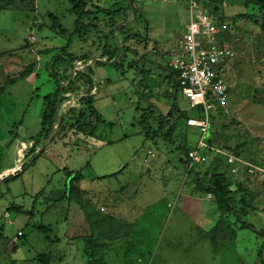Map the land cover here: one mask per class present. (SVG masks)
<instances>
[{
    "label": "rangeland",
    "instance_id": "rangeland-1",
    "mask_svg": "<svg viewBox=\"0 0 264 264\" xmlns=\"http://www.w3.org/2000/svg\"><path fill=\"white\" fill-rule=\"evenodd\" d=\"M35 1L0 0V264L26 260L32 251L42 248L45 233L32 231V227L25 225L27 217L12 214V209L33 212L38 207L44 209L63 192L66 172H80L87 178L107 176L101 183L104 198L80 196L77 200L85 210L92 202L105 218L104 231L99 230L104 241L98 250L84 251L83 264H264V237L241 228V221L233 215L220 217L212 199H206L207 194L198 184V181L206 184L216 170L223 173L231 192L239 188L234 195L240 219L255 230L264 231L261 13L241 7L233 9L240 13L224 17L227 29L223 37L232 46L234 57L226 77L229 89L224 113L216 110L207 133L212 147L233 149L250 166L251 173H241L239 180L225 175L223 165L214 163L210 156L206 164L193 167L196 177L186 172L183 151L193 146L196 134L187 130L176 114L166 119L172 101L178 112L193 115L179 94L173 93L172 97L170 84L163 79L167 72L165 54L187 23L182 0H130L135 12L133 19L122 0ZM78 1H83L86 8L97 4L102 9H124L112 23L102 18L85 21L89 22V28L84 40H71L68 52L74 58H87L88 62L76 60L71 68L61 65L53 72L59 80L63 68L67 70L66 76H70V71L84 74L86 66H93V59L99 60L103 45L113 48L117 43L121 53H116L114 63L122 57L125 62L116 70L96 67L95 75L91 76L89 95L106 125L96 124L91 140L60 133L59 129L64 130L66 125L58 127L33 164L21 169L32 157L31 149L43 142L46 128L42 131L39 128L41 97L55 88L43 75L51 74L50 61L61 49L46 54L42 47L52 39L57 42V38L49 35L43 37L44 31L48 34L47 28L55 35L60 33L49 16L59 19L66 30V42L73 29L72 4ZM223 1L227 5V0ZM119 23L120 26L111 27ZM130 62H134L135 69H127ZM33 69L35 79L26 78ZM106 80L112 84L105 83ZM65 85L60 84L64 93L60 95L63 102L59 111L64 118L74 116L82 108L79 100L88 92L84 80L70 87ZM84 112L89 116L86 109ZM143 113L148 118L146 122H141ZM159 116L166 119L163 127H158ZM170 123V140H166ZM103 141L108 144L95 146ZM147 150L152 157L142 164ZM8 168L14 172L4 173ZM15 172V179L2 182ZM170 204L173 206L169 207ZM59 208L64 211L66 203L61 202ZM126 210L131 212L130 217H124ZM31 221L37 223V218ZM20 230L23 237L18 238L16 232ZM13 248L15 252H11ZM76 253L72 249L71 254L79 257Z\"/></svg>",
    "mask_w": 264,
    "mask_h": 264
},
{
    "label": "built area",
    "instance_id": "built-area-1",
    "mask_svg": "<svg viewBox=\"0 0 264 264\" xmlns=\"http://www.w3.org/2000/svg\"><path fill=\"white\" fill-rule=\"evenodd\" d=\"M182 1L186 6L187 23L167 50L164 65L173 72L180 96L193 111V115H186L183 121L184 127L196 134L193 146L186 150V172L206 164L210 156L225 166L227 176L235 178L243 172L247 175L251 173L248 164L234 153L210 146L207 138L213 114L216 110L224 113L229 89L226 77L234 57L232 46L223 38L226 24L218 19L224 1ZM214 7L218 8L216 12ZM151 157L152 153L147 150L142 164H147ZM16 237H22V232L17 231Z\"/></svg>",
    "mask_w": 264,
    "mask_h": 264
},
{
    "label": "trees",
    "instance_id": "trees-1",
    "mask_svg": "<svg viewBox=\"0 0 264 264\" xmlns=\"http://www.w3.org/2000/svg\"><path fill=\"white\" fill-rule=\"evenodd\" d=\"M32 1H34V0H32ZM122 1L126 5V0H122ZM212 1L213 2H219L221 0H212ZM129 2H130V0H129ZM243 7H244V9L250 8V7L254 8L256 11L261 13L262 21L264 22V0H243ZM126 8H127V6L125 7V9ZM78 9H79V11H78ZM213 10H214V12H216L218 10V8L214 7ZM71 12L75 16L74 28H73L71 35H74L75 37L82 40L85 38L86 30L89 28L88 22H85V21H88L89 19L95 20L96 18H102V19L107 20L109 23H112L115 18H117L118 16L123 14L124 9L121 7H117L115 9L114 8L102 9L96 5H89V7L86 8V5L83 1H78V3L76 2L75 4H72ZM134 16H135V12H134ZM49 17L51 18L52 24H57L56 18H54L53 16H49ZM218 19L221 23L226 24V20L221 13H220V16L218 17ZM82 22H85L86 24H83ZM111 27L114 28L115 26H111ZM260 29L262 31H264V26H261ZM59 32H60L59 33L60 35H62L64 33V30L61 29L60 26H59ZM68 45H69V42L64 47L59 49L57 54L54 57H52V59L50 61L51 74L48 77L50 78V80L55 85V88H54L53 92L46 94V95L41 97V102H42L43 108H42L41 115H40L39 128L41 131L46 128L45 132H44V137L42 138L43 141L45 140L47 135L50 133V131L52 130V127L55 124L54 108H55V104H56L58 97H59V102H58V109H57V114H56V116H58L60 118V122H59L58 127L66 125L64 130H61L62 128L59 129L60 133H63V134L69 133L72 136L80 135L81 137H84V138H87V137L91 138L94 136L93 133H94L96 124L106 125V122L103 120V118L94 109L93 98L89 95V91L92 88L91 76L93 75L91 67L86 66L84 74L72 72L71 76H68L69 74L66 76L67 70H66V68H63V70L60 73L62 80H59V78H57V75H55L53 73L61 65L62 66L67 65L71 68L72 63L76 60H79V61L85 60V63H86V61L88 62L87 58H74L71 55H69L66 52ZM118 51H119V49L117 48L115 43L113 45V48H109L108 45H103V49H102V52L99 56V60H96L93 63V66H95V67L109 66L110 68L116 70L120 65H122L125 62L124 57H122L117 63H114V60H115L114 58H116L115 56H116V53ZM124 51H126L125 47H123V49H122V52H124ZM103 58H105V61H100ZM111 60H113V61H111ZM126 66H127L128 70L132 69V68L135 69L134 62L127 63ZM141 71H143V68H141ZM140 74H141V72H140ZM172 75H173V72L167 70V72H165L163 75V77H164L163 79L170 84V91L172 92L171 95L173 97V93H177L179 95H180V93H179V89L177 88L175 82L173 81ZM68 77L70 78V80L65 85V87L72 86L74 84V82H76V81H79V80L83 81L84 80V82L88 86V92L85 94V96H83L79 100L83 109L80 108V110H78L77 112H74V113L71 112V113H73L74 116H67L66 118H64V117L59 115L60 107H61V104L63 102V98H61L60 95H62L64 93V88L63 87L61 88L60 84L63 82H66L69 79ZM105 83L112 84L111 82H109V80H106ZM140 85L144 86L141 83H140ZM85 109L87 110V113L89 116H85V112H84ZM174 114H176L175 115L176 118L182 119L183 121L186 118V115L178 112L177 106L175 105V102L172 101L170 109L167 112L166 119L174 116ZM142 117H143V120L141 122H146L148 119L147 116L143 113ZM85 118L88 119L89 123L85 121ZM89 119H91L92 125L90 124ZM166 119L162 116H159L158 123L160 125H158V127H160V126L163 127ZM17 125L19 126L20 124L17 123ZM183 126H184V123H183ZM171 130H172V124L170 123L168 125L167 132L165 133V139L166 140H170L169 138H170ZM166 137H168V138H166ZM208 144L211 146V140H208ZM36 149H35V147H33L31 149L30 154L32 156H33ZM177 149H178V147H177ZM223 150L236 154L233 149L228 148V149H223ZM41 152H40V154H41ZM185 155H186V150L183 151V158H185ZM214 160H215L214 163L222 165L221 162L217 161V159H214ZM184 161H185V159H184ZM26 163L21 165V169H23L24 167L28 168L30 165L33 164V161L31 163H29L27 166H26ZM223 167L225 168V166H223ZM192 173H193V176L196 177V173L193 171H192ZM15 178H16V172H15V175H12V176L9 175V176L5 177L2 182H8L9 180L15 179ZM80 179H82V175H80L76 172H68L67 177H66V181H65L66 183H64L63 192L59 193V195L54 193V195L56 194L57 197L53 198L52 201L55 202V201L69 200V198H71L70 194L74 190V188L72 187V183L76 182ZM227 183L228 182L226 181L224 174L221 173L220 171H217V170L215 173H213L212 175L209 176L208 182L206 184H203L200 181H198V184H199L200 188L202 189V191H204L206 194H209L211 196L212 202L215 205V208L221 217L233 215L236 217L237 220L241 221V225H240L241 228L248 229V230L252 231L253 233H255L256 235H258L260 237H264V231L255 230L251 225H249L248 223H246L245 221H242L240 219L237 211L235 210L236 200H235V195H234V193L238 192L239 188L236 187L235 190L233 192H231L228 189ZM51 193L53 194V192H51ZM36 196H37V194L35 195V197ZM42 199H44V197H42ZM74 201H76V200H74ZM31 205L33 207L34 203L32 202ZM82 210L84 211L85 209L82 207ZM243 213L244 212H241V214H243ZM12 214L23 215V216L27 217V219L29 221L33 216V210L30 209L28 211H24V210H21L19 208H13ZM104 221H105V218H104L103 222ZM89 225L95 226V222H89ZM33 229L38 231V232L45 233V230L40 226H34ZM45 259H46L45 255H39L36 257V260H38V261H41V260L45 261ZM44 261H42V263Z\"/></svg>",
    "mask_w": 264,
    "mask_h": 264
},
{
    "label": "crops",
    "instance_id": "crops-1",
    "mask_svg": "<svg viewBox=\"0 0 264 264\" xmlns=\"http://www.w3.org/2000/svg\"><path fill=\"white\" fill-rule=\"evenodd\" d=\"M94 5L97 6V4H94ZM241 7H242V9H244L243 0H227V5L224 2V6L220 7L219 10H220V13L225 17V15L227 16V15H230L232 13H240V12H236L234 10H235V8H241ZM53 17L56 18L57 25L60 26V28L64 30V33L62 35H60V34L55 35L51 31H49V29L47 28V30H48V34H47V32H45L44 29L41 30V31H44L43 37H49L50 36V37L57 38V42H56V39L55 40L52 39V40H50V42H46L47 46L42 45L46 54L48 51L51 52L54 49L64 47L68 42L70 44L71 40L73 42H75V39L77 41H79V39L77 37L74 36V38H73V35H71V33L73 31V29H72L71 33L69 34L68 38L66 39L67 43L64 42L65 41L64 36L66 35V30L62 27L59 19L54 15H53ZM73 17L75 20L74 15H73ZM73 28H74V21H73ZM56 31L57 30H54L53 32H56ZM58 39H61L62 41L58 42ZM83 40L84 39H82L80 41H83ZM32 41H35L34 37H33ZM68 48H69V45L67 46V53L72 56L73 53L68 52ZM96 60L97 59H95V60L93 59L92 61L95 62ZM95 69L97 70L96 67H94V66L91 67L93 75H95V71H94ZM37 71H38V68H37ZM70 73H72V72L70 71ZM34 75H35V71L33 69L32 71H30V73H28V75H26V78L33 77V79H35ZM43 75L47 80H50V78L47 76L46 73ZM53 91H54V89H52L51 92H53ZM51 92L49 91L46 94H49ZM187 130H189V129H187ZM77 138H79V137H77ZM82 138H84V137H82ZM84 139L91 140V138H88V137L84 138ZM94 142H97V141L92 140V143H94ZM104 142L105 141H103V142H101L95 146L100 147V146H103L104 144H108L107 142L106 143H104ZM64 148H66V147H64ZM7 172L13 173L14 169L13 168L5 169L4 173H7ZM67 173L68 172H66L65 177H64L65 178L64 183H66L65 181H66ZM76 173L82 175L80 172H76ZM104 177L106 178V176H102V177L91 176V177L87 178L86 176L82 175V179L72 183V187L74 188V190L71 192V194H70L71 198H69V200L55 201V202L48 203L44 209L43 208L40 209L39 207L36 208L39 210H36L35 212H33L32 218L36 217L37 223H33L31 221V219H32L31 218L28 222L26 221L25 225H29L30 227H32V231H34V229H33L34 226H40L45 230V235L42 237V248L37 249L38 251L40 250V252H43V250H44V253H37L38 251L34 250V251H32L31 255H29V257L26 260H23V259L17 260V261L13 260V261H10L9 264H83V261L85 260L84 251L86 249H89V250L91 249L93 251V250H95V248H96V250H98L99 245L101 243H103L102 241H104L103 240L104 236L102 234H100V232H99V230L104 231V222H103L104 215L103 214L101 215L97 212V209L92 205V202L89 203V205H91V207H89L88 210H85V212H82L83 205H81V203L78 202L77 200H79L80 196H81V198H86V199H89V197L93 198V199H96V198L98 199V197H100L101 199L104 198L105 188L101 184L106 180ZM230 178H233V177H230ZM237 178L238 179L241 178V174H239L237 177H235L233 179H237ZM63 188H64V184H63ZM49 192L51 193L52 191L49 190ZM109 192H111V191H109ZM206 196H208L206 199H211V196L209 194H207ZM74 200H76L77 202ZM61 202L66 203V208L64 211H62L61 208H59L61 205ZM170 206L172 207L173 204H170L169 207ZM116 214L117 213H114L113 215H116ZM123 214H124V217L125 216L130 217L131 212L130 211L128 212V210H126V211H124ZM218 215H219V213H218ZM87 217H88V219H86ZM113 217H115V216H113ZM6 218H8V217H6ZM108 221L111 222L110 219H108ZM89 222H95V226L89 225ZM7 224H10V222H7ZM34 224H37V225H34ZM135 224L136 223H134V225ZM132 225L133 224H131V226ZM93 228H94L93 231H95V233H92ZM126 239L128 240V237H126ZM11 247H14V246L12 245V246H10V248ZM74 248L77 250L76 254H78L79 257L81 255V259H79V257H77V256L75 257L73 254H71L72 249H74ZM15 250H16V248H13L11 252H15ZM80 253H82V254H80ZM39 255H45L46 256L45 261L44 260H41V261L36 260V257ZM96 256H97V254H96ZM42 261H44V262L42 263Z\"/></svg>",
    "mask_w": 264,
    "mask_h": 264
},
{
    "label": "water",
    "instance_id": "water-1",
    "mask_svg": "<svg viewBox=\"0 0 264 264\" xmlns=\"http://www.w3.org/2000/svg\"><path fill=\"white\" fill-rule=\"evenodd\" d=\"M126 6L130 12V15L132 17V19L134 18V10L132 9L129 0H126ZM121 23L116 24L115 27L120 26ZM117 44V43H116ZM117 48L119 49V46L117 45ZM119 53H121V50L119 49ZM119 57V56H118ZM71 76V73H70ZM70 78L65 82V84H67L69 82ZM63 87V86H62ZM61 87V88H62ZM60 88V89H61ZM58 102H59V97L57 98L56 104H55V108H54V117H55V124L52 127V130L50 131V133L47 135V137L45 138V140L41 143V145L35 150L33 156L28 160V162L26 163V166L31 163L35 158H37V156L40 154V152L44 149V147H46L51 139L54 137V135L56 134L57 130H58V125L60 122V118L58 116H56L57 114V109H58ZM13 175V174H12ZM1 176H0V181H1Z\"/></svg>",
    "mask_w": 264,
    "mask_h": 264
}]
</instances>
